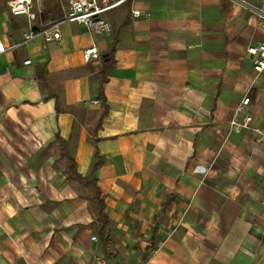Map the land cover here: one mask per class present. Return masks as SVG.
I'll list each match as a JSON object with an SVG mask.
<instances>
[{"label":"crops","instance_id":"obj_1","mask_svg":"<svg viewBox=\"0 0 264 264\" xmlns=\"http://www.w3.org/2000/svg\"><path fill=\"white\" fill-rule=\"evenodd\" d=\"M66 9L44 0L35 26ZM261 12L128 0L108 34L64 22L59 40L12 46L27 20L0 0V264H264V72L246 53ZM163 205L173 228L135 249V208Z\"/></svg>","mask_w":264,"mask_h":264},{"label":"built area","instance_id":"obj_2","mask_svg":"<svg viewBox=\"0 0 264 264\" xmlns=\"http://www.w3.org/2000/svg\"><path fill=\"white\" fill-rule=\"evenodd\" d=\"M44 0H6V5L9 12L13 15H23L27 20V30L23 33L22 39L12 45L19 46L26 44L38 35H41L46 41H55L60 38V25L64 22H76L86 28L92 34L105 35L111 31V25L106 17V13L114 8H117L128 0H66L67 9L64 10L62 16L58 19L36 27L34 21L37 19L43 9ZM142 11L138 8H132L131 15L133 17L140 16ZM258 21L261 26H264V14L258 13ZM4 47L0 40V52L4 51ZM246 53L250 57L252 68L255 72H264V42L257 44H249L246 46ZM83 57L87 62L98 63L101 61V52L95 45L88 46L82 51ZM29 59L24 63H28ZM89 102H97L96 100H83V105ZM249 97L242 99L241 104H248ZM252 120L250 114H245L240 120H231V126L238 130L249 126ZM95 238V236H92ZM92 264H110L104 257Z\"/></svg>","mask_w":264,"mask_h":264},{"label":"rangeland","instance_id":"obj_3","mask_svg":"<svg viewBox=\"0 0 264 264\" xmlns=\"http://www.w3.org/2000/svg\"><path fill=\"white\" fill-rule=\"evenodd\" d=\"M137 215H134V220L131 222L129 232L136 239L134 244L135 249L139 248V242H144L147 239L150 242L151 236H155L156 240L163 235L168 234V230L173 228V214H169L166 210V205H163L159 210L155 208L152 213L143 215L140 212V208H135ZM129 217V215L127 216ZM148 251L146 250V253ZM143 259V258H142ZM141 259V260H142Z\"/></svg>","mask_w":264,"mask_h":264},{"label":"trees","instance_id":"obj_4","mask_svg":"<svg viewBox=\"0 0 264 264\" xmlns=\"http://www.w3.org/2000/svg\"><path fill=\"white\" fill-rule=\"evenodd\" d=\"M103 79H104V77H103ZM70 164H71V165H70V171L73 172V174L76 175L77 177H80V175H79L78 173L75 172V169H74V166H73L72 160H71ZM98 165H99V160L96 162L94 169H96V168L98 167ZM98 195H99V190L96 188V196L98 197ZM99 207H100V213H102L103 204L100 203V204H99ZM103 219H104V218H103ZM105 224H106V223H105Z\"/></svg>","mask_w":264,"mask_h":264}]
</instances>
